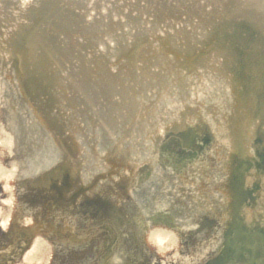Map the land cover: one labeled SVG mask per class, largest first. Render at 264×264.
<instances>
[{
  "label": "flooded vegetation",
  "instance_id": "1",
  "mask_svg": "<svg viewBox=\"0 0 264 264\" xmlns=\"http://www.w3.org/2000/svg\"><path fill=\"white\" fill-rule=\"evenodd\" d=\"M200 127L188 130L196 140L170 132L163 142L180 153L160 149L157 169L139 162L136 182L99 179L98 189V174L72 179L64 162L24 177L9 227L0 228V264H264V145L254 159L236 157ZM6 195L0 187V200ZM156 228L175 234L174 247L149 244ZM39 238L45 259L26 261Z\"/></svg>",
  "mask_w": 264,
  "mask_h": 264
},
{
  "label": "rangeland",
  "instance_id": "2",
  "mask_svg": "<svg viewBox=\"0 0 264 264\" xmlns=\"http://www.w3.org/2000/svg\"><path fill=\"white\" fill-rule=\"evenodd\" d=\"M98 2L99 9L102 11L108 10L109 7H116L120 13L116 11L115 14L112 16H107V20L115 19L117 22V18L120 17L118 24H113V28L109 26V28L106 31L99 32L101 34V37L93 36L92 33H87L88 31H85V33H78L75 35L73 31L76 29L74 26H69L70 22H67V20H63V18H58V16L53 17L46 14L41 13L40 10H38V16L34 14V6L29 11V15H23L26 13L20 5H15L14 2L11 0H7L5 2L0 1V47L2 50V53L5 57L3 62L0 64V78L1 80L4 79V76H7L9 74L10 81H7V84L10 83V85L7 86L8 92L12 91V86H15L18 89H22L24 92V95L26 99L23 97L21 98L20 95L18 96V105H21V108L18 110V117L22 116L25 119L27 118L28 121H32V119H36L39 121L42 116L46 117L45 123L47 120H53L55 123L59 125L60 128L64 127L65 134L67 136V141L72 145H77V141L80 143L79 148L76 151V154L80 156V159L82 161L83 169H87L88 171L90 169H94L93 171L102 170L105 173V177L107 178L106 181H109L111 176H115V174H111L109 172L113 171L116 172V175L119 176L123 171L126 170V162L125 158H123V154L125 152H128L129 159L132 161H139L143 158H146L147 156L153 155L151 152V148H148L151 144V140L149 135L154 131V127L151 123L145 121L143 123H137L136 127H130L134 125L135 118L138 116L137 111L138 109L132 111L131 120H128V115L126 114L128 108L126 111H124L117 115V117H114V120L111 121V117L107 115L109 111L116 112L121 108H119V105H116L112 107V105H106L107 108H103L98 110V114H94L97 110L92 106L93 102L88 103L87 99L82 98L81 96L73 97L70 94L72 91H68L70 89H67L66 91L62 90V84L66 85L68 83V79L64 84L63 76L68 74L70 71L64 69V71H61L60 69V61H64V65L66 66L67 63L69 65H74L73 63L69 62L70 60L75 61V69L78 66L77 63V51H86L89 52L90 49H104L106 47V44H104V40L106 39L108 43L112 42L113 35H126L128 40H132L133 36L135 35L133 33L134 30H129V32H126L124 29H130L133 27L134 23L143 24L145 26L151 27L153 31L158 28L157 31L166 33L165 28L173 29L175 28V25L180 23V18L174 13H169L167 15H160L158 12H152L149 13L148 11H142L141 8L135 7L133 2H136V0H94ZM175 1V0H174ZM172 0V2L174 3ZM209 1V5L206 6V11L208 10H215L213 9V4ZM58 1L57 3H59ZM123 2V5H125L124 9H119L117 6V3ZM141 3H144L145 5H149L151 3L150 1L147 2V0H140ZM247 2V1H246ZM57 3L54 5V8H56ZM205 3V0H199L198 3L200 7H196V12L190 14H193V21H197L198 17H205L207 20L208 17L205 16V10L204 6L201 4ZM245 3V2H244ZM250 3V2H248ZM247 4V3H246ZM251 4V3H250ZM72 5L77 6L75 3ZM23 8V9H22ZM45 10V8H42ZM41 9V10H42ZM52 10V8H49ZM217 10V9H216ZM46 11V10H45ZM49 11V10H48ZM130 13L138 12L142 16L138 19L134 16H129ZM130 19L126 17V15ZM149 13V14H148ZM185 13V11H184ZM157 15H159V20ZM172 14V15H171ZM188 14V13H186ZM131 15V14H130ZM93 15H88L89 18H92ZM87 17V19H88ZM152 18V19H151ZM47 19H51L50 21ZM126 19V20H124ZM104 20V18H102ZM123 20L122 23H120ZM210 20V18H208ZM28 21V22H26ZM101 22V20H98ZM26 22V23H25ZM129 23V25L127 24ZM208 22V21H207ZM25 23V24H24ZM120 23V24H119ZM148 23V24H147ZM159 23V27L153 26V24ZM66 24V25H64ZM102 25V24H101ZM100 25V26H101ZM112 26V25H111ZM36 32V34L39 32H47L45 30L49 29L50 32L59 33L60 36L66 35L68 40H72L70 43L72 44L71 47L68 48L65 47L67 44L63 45L61 49L59 50L61 46V42L54 41L49 42L46 45L45 43H41L39 40L31 39V31ZM82 32L85 29V27H81ZM92 29L98 28L96 25H92L89 29V32H91ZM43 29V30H42ZM134 29V28H132ZM139 32V31H138ZM148 32V31H147ZM142 33V34H136L139 36H146L149 37L150 40H153L148 45L154 46L156 48L162 47L159 39L154 38V32L153 33ZM73 34V35H72ZM96 34V33H95ZM9 35L15 36L16 39L13 38L11 46L14 47V50L21 49L23 50V57H21L20 60H15L12 58V51L11 46H7V43L2 39L3 36ZM107 37V38H106ZM38 38V37H36ZM154 38V39H153ZM201 38V37H200ZM205 38V37H204ZM74 39V40H73ZM78 39V40H77ZM95 39V43L93 45V40ZM199 42H202L203 39H199ZM14 42V43H13ZM198 43V42H197ZM5 44V45H4ZM17 44V45H16ZM76 46V47H75ZM198 46L202 47L205 46V44H198ZM20 47V48H19ZM207 50L210 49L209 46ZM205 47V48H206ZM77 48V51H76ZM163 48L164 45H163ZM181 49L183 52L186 51L185 47L181 46ZM198 49V47H197ZM216 48H212L210 51L205 50V54L209 56H213L210 59L207 60V62H200L198 59L193 61L191 64L187 65L188 62H190L192 59L190 58V54L186 56H181L179 59L182 61L181 63L173 61V68L176 69L174 73H181L179 76L180 80L175 83L170 90L161 89V97L163 99H166V101L163 102L165 106L161 110H158L157 112L160 116L161 113L165 114V116H168L171 113V116H169L170 119H174L176 122L180 121L183 126H186L188 122H193L198 115H201V113H204L205 119L211 121L213 125H216L218 122H223L224 113L222 112L227 110L225 108L224 103L227 101L228 97L230 96V99L232 98L233 94L226 96L224 90L228 87H234V78H243L239 76H234L232 78V74L229 71L223 72L219 66L223 64V55H210V52L216 53ZM57 50V51H55ZM215 50V51H214ZM91 53V52H90ZM145 50H143V55L145 54ZM209 53V54H208ZM61 54H63L61 56ZM150 54V55H149ZM148 56L151 58L152 52H149ZM170 55L174 56L172 53ZM7 56L10 57L7 59ZM59 56V58H58ZM196 58V54H194ZM208 56V57H209ZM73 57V58H72ZM175 58V56H174ZM186 60V62H185ZM229 61V58L227 59ZM68 61V62H66ZM171 62V59H170ZM140 63V61L138 62ZM99 62H94L91 65H88V67H91L89 69L92 70L93 73L86 75V78L83 77L82 81H79L80 85H83L84 81L85 85L88 88H92L93 91L91 92L93 94V99L96 101L104 102V99H108L114 103V100L122 99L123 96L128 99V92L122 93V86L125 90H130L131 95H134L139 88V79L136 77H133L132 81L129 79H122L121 85L113 82L112 80H109L104 77V75L101 74L106 65L104 63H101L98 65ZM259 67L251 68L249 69L248 73L246 74L247 78H244L245 82V88H243V85L239 82L238 88H235L236 95H238V101L237 104H235L234 109V116L233 121H241L249 117L250 113L258 108L260 99L264 98V61L258 62ZM257 64V65H258ZM64 66V68H65ZM74 67V66H73ZM142 67V66H141ZM153 69H156V65L151 66ZM87 68V65L86 67ZM134 68V66H133ZM88 70V69H87ZM141 71L140 68L137 67V70L135 72ZM185 73H184V72ZM185 74V75H182ZM183 76V77H182ZM20 77V79L18 78ZM220 78L221 82H215L213 81L214 78ZM70 79V78H69ZM19 80V81H18ZM71 80V79H70ZM223 80H225L223 82ZM12 82V83H11ZM77 82V81H76ZM75 82V83H76ZM119 82V81H118ZM227 84L225 85V83ZM79 83L75 84V88ZM218 83V84H217ZM236 83V82H235ZM6 84V85H7ZM13 84V85H12ZM20 85V87H19ZM14 88V87H13ZM116 88H118L116 90ZM231 88V89H232ZM248 88H253L255 90V95L251 94H244V92ZM116 90V91H112ZM178 91V92H176ZM62 92L61 96L60 93ZM65 92V93H64ZM145 94V91H143ZM176 92V93H175ZM65 95H64V94ZM112 94V95H111ZM261 94L262 96H260ZM259 95V96H258ZM226 96V97H225ZM45 97L48 98V101L51 102L52 108L49 107L48 101H44ZM253 98V99H252ZM5 99L9 100L12 104H15V101L10 97V95H6ZM92 100V99H91ZM113 100V101H112ZM168 100V101H167ZM21 103H25L24 105ZM90 104V105H89ZM177 104V107L175 106ZM190 106H189V105ZM188 105L189 109L186 107ZM31 106L36 109V113L30 112ZM45 106V109L43 107ZM11 107V105H10ZM10 107H6L7 109L3 111L2 115L0 117L2 118L1 123L4 126L5 124L7 126L12 125L11 124V113L12 109ZM153 107V106H152ZM54 108L56 110H54ZM150 108V107H149ZM148 108V109H149ZM49 109V114L45 116V112ZM233 111V110H232ZM231 111V112H232ZM73 112V114H72ZM104 112H107L106 114ZM126 112V113H125ZM100 113V114H99ZM27 114L32 115V118H29ZM69 116V122L71 124H67L66 116ZM260 114V113H259ZM102 115V116H101ZM106 115V117H104ZM137 115V116H136ZM41 116V117H40ZM71 117L72 122H71ZM259 117V116H258ZM257 117V118H258ZM106 118V120H104ZM165 118H161L162 120H165ZM257 118L254 116L252 125L260 124L258 128L259 130L252 129L253 134L251 135L253 142V147L257 144L264 143V134H262V130L264 129V114L261 113V121L257 120ZM43 119V118H42ZM151 120V118H150ZM5 125V126H6ZM47 125V124H46ZM49 126V125H47ZM75 126V127H74ZM108 126V127H107ZM158 126V125H157ZM105 127H107L109 130H106ZM256 127V126H255ZM54 128H57L56 126ZM156 128V127H155ZM44 127H40L37 131H35L37 134H43ZM127 129V131H125ZM160 129V128H159ZM133 130V131H132ZM2 134L4 130L1 128ZM9 131V130H7ZM72 131L75 132V134H72ZM72 134V135H70ZM222 135V133L220 132ZM109 136L112 139L113 146L120 147L117 149L116 152H110V149L105 147L103 143H105L104 138L108 139ZM5 136L1 135L0 137V157L2 159V164L8 166L11 168L13 165H15L17 162H20V157L17 159V162H15V157H13V150H9L7 152L2 151L5 144H3L2 140ZM109 137V138H110ZM53 138V136H52ZM262 138L263 141L258 142V139ZM248 139V138H247ZM39 142L42 140L41 137H33L28 139L29 143L32 142ZM77 140V141H76ZM109 140V139H108ZM108 142V141H107ZM149 145V146H148ZM3 146V147H2ZM260 146V145H259ZM2 147V148H1ZM119 150V153H118ZM109 153V155L113 156L114 153H118L114 160H110L109 158H104L102 155H105L106 153ZM11 156L13 158L8 157ZM25 158V157H24ZM92 158V159H91ZM92 160L94 164H90L89 160ZM93 159H96L94 161ZM14 160V161H13ZM152 160V159H151ZM150 160V161H151ZM113 161H116L117 163L114 164ZM97 162V163H95ZM113 163V164H112ZM150 164L153 166V169L156 168V164L150 162ZM17 166V165H16ZM95 167V168H93ZM82 169V178H85L90 173H83ZM157 169V168H156ZM90 172V171H89ZM3 186V181H0V187Z\"/></svg>",
  "mask_w": 264,
  "mask_h": 264
},
{
  "label": "bare ground",
  "instance_id": "3",
  "mask_svg": "<svg viewBox=\"0 0 264 264\" xmlns=\"http://www.w3.org/2000/svg\"><path fill=\"white\" fill-rule=\"evenodd\" d=\"M11 1L14 2L15 5L22 6V4H23V0H11ZM58 1H60V2L57 3ZM85 1H87V0H85ZM189 1L191 2V0H189ZM246 1L247 2H251V3H254L253 6H255V8L257 10L259 9L260 4H261V3L258 2V1H261V0H213L212 2H216L217 4L220 2L221 6H222L223 11H219V13L217 15H215V16H219L220 19H215V20H213L211 22H205V31H202V28L201 27H203V26L199 25L198 23H192L191 24V27L186 32L187 33H190V34H193V35L198 34V33H201L202 35H204V33H205L206 35H208L207 37H210L211 34L215 30H217V33L214 32L215 34H217V36L214 37V35H212L213 36L212 42L218 44V46L220 47V50H221L222 54H224L227 59L230 56H235V57L236 56H239V53L242 51V49H237V46L239 45L237 39H235V40H233V42H231L230 41V38H228V37H229V35L232 32H235V34H237V35L231 36V38L232 37H237V38L238 37H241L239 32L234 31L236 29V25L233 22V17L232 16H235L239 12L240 13L241 12H245L246 6L244 7V6L241 5V7L243 8L242 9L243 11H241L240 9L237 10V7H239V5H238L239 2H243V3L245 2L246 3ZM186 2H188V0H185V3ZM54 3L55 4L57 3V5H58L57 7L60 6V10H61V13L62 14H65L64 11H66L68 13L71 12L72 14H75L74 16H76V20H75L76 23L77 22H81L80 20H82V21L85 20V17L84 16H85V14L88 13V12L83 13L81 11V9H79L77 6L72 5L73 3L80 4V1H78V0H30V2L28 3V5L26 7H23L22 6L24 8V9L23 8L22 9L25 12H28L31 8H33L34 6H36V7L33 8L34 9L33 10L34 11V14L36 16L39 15L38 14V10H40L41 13L43 12V14L46 15L47 13H49L48 10H50L49 9L50 7L52 8V10H55L57 8V7L54 8V5H55ZM92 4H93V0H88V5L92 6ZM134 5H135V7L141 8L142 11H145V10H153V9H149L148 6L145 5L144 3H141L140 0H136V3L134 2ZM173 5L176 6L175 4H173ZM117 6H118L119 9H124V7H125V5H123V2L117 3ZM42 8H45L46 11L44 9H42ZM35 9H38V10L35 11ZM104 12H106V11H104ZM104 12H102V13H104ZM148 12L149 13H152V11H148ZM161 12H162V10H161ZM23 15H25V13ZM101 15L102 16H105L103 14H101ZM230 16H231V19H227ZM156 19L159 20V18H156ZM226 20H229V21H226ZM252 21L254 22V20H252ZM26 22H28V21H26ZM253 22H251V24H253ZM223 23L225 24V28L222 29V31L225 32V34L222 35L221 33H219L220 32L219 30L221 29L220 26L223 25ZM233 25H234V27H233ZM83 26H85V23H83ZM109 26L110 25L106 22L105 23V30H107L109 28ZM133 26H136V25L134 24ZM81 27H82V24H78V27L75 26L74 28L75 29L77 28V29L75 31H73V33L76 32L75 35L78 34V33H82V29L83 28H81ZM156 30H158V28H156ZM229 30H231V31H229ZM45 31H47V32H40V33L38 32L37 34H36V32H34V30L31 31V33H32L31 39L34 38V40H39L42 44L45 43L44 45H46L49 42L51 43V42H54V41H59V42H61V46H60L59 50L65 44H67L65 47H67V46H68V48L71 47L72 44L70 42L72 40L71 41L68 40L69 38H67L66 35L60 36L59 35L60 32L57 34L54 31L53 32H50L49 29H47ZM147 31H148V28H145V32H147ZM232 34H234V33H232ZM241 34H242V37L245 35L242 32H241ZM36 37H38V38H36ZM13 38L16 39L15 36H11L10 37L9 35L8 36L5 35V36H3L2 39L7 43V46L10 47L11 45H13V44H11ZM148 39H149V37H148ZM244 40H246V39H244ZM188 46H189V44H188ZM131 47L134 48V49H136V48H142V47H144V43L132 44ZM11 51L13 52L12 53V58L15 59L16 61L17 60H20L21 57H23V54H24L23 53V50H21V49L14 50V47L11 46ZM76 51H77V48H76ZM236 53H238V55H235ZM243 54H245L244 55L245 60H244V57L241 56L242 57V60L238 64L232 63L231 61L230 62H227L224 59V61H223L224 64L221 66V70L223 72L229 71V72H231L233 74L235 72L234 71V69H235L237 71L243 72V75H245V74H247L249 72L248 71L249 69L256 68L257 66L259 67L258 62L257 63H253V62H250L247 59V56L248 55H252L253 56L252 53L243 52ZM77 55L78 56L80 55V56H82L84 58L83 53L80 52L79 50L77 51ZM8 58H10V57L7 56V59ZM58 58H59V56H58ZM78 58H80V57H78ZM4 59H5V57H4V55L2 53V50H1V47H0V62L2 63ZM66 62H68V61H66ZM69 62L70 63H73L75 65V63H74L75 61L69 59ZM261 62H263V59L261 60ZM63 63H64V61H60V64H61L60 65V69H61V71H64V66H65L64 64L65 63L64 64ZM248 63H251L253 65L250 68H247L245 66H246V64L247 65H250ZM121 64H123V63H121ZM139 64L140 65L137 66V65H135V61L133 63V65H135L138 68H140V70H141V71H139V73H140V72H143V70H144L143 68H146V67H139V66H142V63H139ZM83 65H85V64H83V62L80 61V67L78 68V72L76 71V73H74L75 75H72L71 72H69L66 75H63V82H64V84H66L65 82L67 81V79H68V83L66 85H63L62 84V88L64 87L66 89V87H67V89H70L69 91H71L73 89V90H75L74 92H75V94L77 96H81L82 98L87 99L88 103H89V101L90 102H93L92 103L93 104L92 106L95 108V110H97L94 114H98L97 113L98 110H100L102 108H103V111H104V109L107 108L106 105H112V107H113V104L114 103L112 102V104H111V101L108 100V99H104L103 100V101H105V103L108 102V104H104V102L96 101L95 99H93L94 97H93V94L91 93L93 91V89L91 87L88 88L85 85V83H84V81H86L85 79L83 81V85L82 86L80 85V83L78 82V80L82 81L83 80V77L86 78V75L85 74L88 73V70ZM145 65H147V64H145ZM126 67L127 66H125L123 68V70H125ZM162 67H163L164 70H161L160 72L159 71L149 70L150 68L148 69V71H149V73H147L148 80H146V81H149V85H148L149 86V89L147 90V92L149 93L148 95L146 93V96H143L142 97V96H140V92H136L137 93V94L135 93L136 95H133V96L129 97L128 99H126L123 96L122 99H118V100H120L119 102L116 101V104L119 105V106L121 105V107H122V109H120L118 112H116V115H115V112H113L112 110L109 111L108 113L107 112H104L105 114L107 113V115H109L110 117L112 116L110 118L111 121L114 120V117H117V115H120L123 112V109H124V111H126L127 108H129V109L126 111L127 113L126 112L125 113L128 116H130V117L132 115V111L133 110L136 111V109H138V111H137L138 116L136 115L137 117L135 118V121L143 122L144 119L147 118L149 114L152 115L154 118H156L157 106H158V103L160 102L159 99L161 97L160 91H158L157 89H160V88H164L165 90L172 89V84L170 82H171V80L174 79L173 72L176 70V69L173 68V65L171 63L167 64L166 62H163V63H161V68ZM110 70L111 69L106 70V73L109 74V75H111L110 72L112 71V70L111 71ZM91 73H93L92 70L89 71L88 74H91ZM166 73H167V77H164V75ZM79 76H81V77H79ZM112 76L113 75H111L108 78L111 79V80L112 79L114 80L116 75L114 74V76L113 77ZM9 77L10 76L8 74L7 76H4V79L3 80H1V78H0V115H2L3 111L6 110L8 107H10V105H11L10 109H12V113H11V116H10V118H11L10 121H11V124L12 125L7 126L5 124L6 126L5 125L3 126L2 123H1V121H2L1 119L2 118L0 117V137H1V135L2 136L3 135L5 136L3 138V140H2L3 144H5L4 147L2 146L3 147V150L2 151L7 152V151H9V150L12 149L13 150L12 152H13V155H14L13 157L16 156V158L14 159L15 162H17V159L19 158V156H23L24 157L23 153H21V154L19 153L20 150L24 149L25 151L28 152V154L30 153L28 156H29V160H30V162H31L32 165H29V168H25V167L18 166L19 163L17 162L15 165H17L19 171H18L16 177H18L19 175L24 174L23 172L30 173V172H35V171L41 170V169L44 170V168H43L44 165H46L45 168H49V170H51L52 169V166L54 165L53 161L55 159H57L58 157H60V156L62 157L61 150L59 152V151H57L54 148V146L57 147V145L55 143H58V141H56L54 139V136L52 134L53 132L46 125L45 121H43L42 118H40L39 121H37L35 118L32 119V121H30V120L28 121L27 118L25 119V116L26 115L24 117L22 116V118H21V116L20 117L17 116L18 115V110H19V108H21V105H18L17 106V104L19 102L18 101V96L20 95V97L21 98L23 97L24 99H26V97L24 95V92H21L23 90L22 89H18L15 86H12V91L8 92V89L9 88H7V86L10 85V83L7 84V81H10V78H11V77L10 78ZM18 78L20 79V77H18ZM219 80H220V78L216 77V78H214L213 81L218 82ZM238 81L240 82V80H238ZM75 82L76 83H79L76 88H75V84H76ZM219 82H221V80ZM240 83L243 85L242 82H240ZM19 87H20V85H19ZM116 89H118V88H116ZM225 90H227L226 91L227 95H230V89L227 88ZM253 91H255L253 88H248L245 91V94L246 93L250 94ZM231 94H232V91H231ZM6 95H10V97H12V99L15 101V104H13V102L11 104V102L9 100L5 99V96ZM259 95L262 96L261 94H259ZM237 101H238V95H236L235 97L232 96V98L230 100H228V103H229L228 109H231V108L235 107L234 105L237 104ZM21 104L24 105L25 103H21ZM144 105L147 106L148 108L149 107L150 108L147 109ZM33 108L34 107L31 106V109H30L29 113L30 112H33V114H34V112L36 111V109L33 110ZM142 109L144 110V113H142ZM259 113L264 114V98L262 99V101H259L257 115H259ZM255 114H256V111H255ZM27 115H29L28 116L29 118H32L33 117L30 114H27ZM104 117H106V115H104ZM247 119H248V121H247V123L245 125V128L247 127V133L250 134V135H252L253 134L252 129L255 127L254 125H252V123H254L253 122V118L249 115V117ZM104 120H106V118H104ZM155 121H158V120L156 119ZM41 126L44 127L45 131L42 129L43 130V134H39L38 136L39 137L42 136V139L44 140L43 143H46V146L44 145V146H42V148H38V149H35L32 146L30 148L28 146L29 144H26L25 141L23 140V138L28 140V139L32 138L31 135H35V134H36V138H37V133L35 131H37ZM107 127H105V129L106 130H109ZM132 127H134V126H132ZM1 128H3L4 130H6V131H3V134H2ZM228 129H229L228 131L233 132V134L235 132L237 133L238 131H241L239 127L236 128L235 126L232 127V128L228 126ZM7 130H9V131H7ZM262 133H264V130H262ZM73 134H75V132H73ZM52 136H53V138H52ZM217 138L218 137H216V139ZM38 143H40L39 140H37V144ZM105 143H103V144H105ZM31 144L36 145V141L35 142H32ZM232 147H234V146H232ZM58 149H59V147H58ZM32 151H34V152H32ZM15 154H18V155H15ZM102 156L104 158H108V154L107 153L105 154V156L104 155H102ZM8 157L10 159L13 158V157H11L9 155H8ZM65 158L66 159H69L70 156L68 154H66L65 155ZM72 159H73V157H71L69 160L72 161ZM91 159L89 160L90 164H94ZM93 160L96 161V159H93ZM2 162L3 161H2V159L0 157V164H2ZM95 163H97V162H95ZM136 172H137V170H135V173ZM12 183L15 186V180L12 181ZM11 195H14V192L13 193H8V195L5 196L4 199L5 198H8ZM11 210H12V208H9L7 206H3V214L4 215H8L9 213H12ZM156 229H159V228H156ZM166 230L170 231L169 229H166ZM170 232L172 233V231H170ZM40 239L41 238H39V240ZM174 241H175V237H174ZM40 247H41V245H39L38 243H36V245L26 253V255H25L26 259H28V260L41 259L42 258V254L45 255L46 251L44 249L39 250V249H41Z\"/></svg>",
  "mask_w": 264,
  "mask_h": 264
},
{
  "label": "water",
  "instance_id": "4",
  "mask_svg": "<svg viewBox=\"0 0 264 264\" xmlns=\"http://www.w3.org/2000/svg\"><path fill=\"white\" fill-rule=\"evenodd\" d=\"M78 1H80L81 3L80 4H76L80 9H81V11L83 12V13H85V12H90L91 11V9H92V6H90V5H88V0L87 1H85V0H78ZM148 1H150L151 3H149V5H147L148 6V8L149 9H153V10H145V11H152V12H158L160 15H167V14H169V13H176V7L175 6H173L170 2H171V0H147V2ZM261 2H262V0H261ZM136 3V2H135ZM133 4H134V2H133ZM58 5H56V7H57ZM135 6V5H134ZM260 6H262L261 8L262 9H256V8H253V9H249L248 7L247 8H245L246 10H254V11H256V12H258V14L260 15V10H262V11H264V0H263V4H261ZM67 8V7H66ZM95 10H96V12L97 13H100L99 11V8L98 7H93ZM161 10H162V12H161ZM164 10V11H163ZM245 10V11H246ZM254 11H253V13H254ZM120 12V11H119ZM64 13L65 14H62L61 13V10H60V6L59 7H57L55 10H49V13H47V15H48V18H49V16H53V17H56V16H58V18L60 19V18H63V20L65 21V20H67V22H70V23H72V24H69V26H74V25H76L77 27H78V24H82V27H88V28H90L92 25H97V24H99V27L101 28V30H102V28H104L105 29V27L103 26L105 23L104 22H99L98 21V18H94V19H92V20H88L87 19V14H85V20H80L81 22H75V20H76V16H74L75 14H72L71 12V14L70 13H68V12H66V11H64ZM77 13V12H76ZM79 14V13H78ZM132 15V13H130L129 12V15ZM171 14V15H172ZM157 15V14H156ZM78 17V16H77ZM47 20H49V19H47ZM51 20V19H50ZM49 20V21H50ZM83 23H85V26H83ZM90 24V25H89ZM102 24V25H101ZM64 25H66V24H64ZM101 25V26H100ZM235 25H236V31H238L239 33H240V36H241V38L240 37H238V38H236L237 39V41L238 42H240V41H245L243 38H242V34H241V32L243 33L244 31L245 32H251L252 31V29H251V26L249 25V24H247V23H242V21H237L236 23H235ZM98 26V25H97ZM234 26V25H233ZM85 31H87V30H83V32L82 33H84ZM250 34V33H249ZM246 35V36H245ZM243 37L246 39V41L245 42H247L250 38H249V35L248 34H245ZM256 37H258V38H256ZM255 42L257 43V44H259L260 45V47H257L258 49H256V48H253L252 50H248V49H243L240 53H239V56H236V57H234L235 59H238V60H242V57L241 56H243L244 57V55L245 54H243V52H248V53H252V54H254V53H256L255 55H254V57L256 56L257 58H264V36L263 37H261L260 38V36H256L255 35ZM233 39V38H232ZM166 39H164V41H165ZM261 48H263V49H261ZM247 50V51H246ZM55 51H57V50H55ZM82 53H83V51H82ZM238 54V53H237ZM261 54V56H259ZM62 55V54H61ZM244 60H245V57H244ZM60 67V66H59ZM64 69H67V70H69L71 73H72V75H74V73H75V67H69V66H65V68ZM63 76V75H62Z\"/></svg>",
  "mask_w": 264,
  "mask_h": 264
},
{
  "label": "clouds",
  "instance_id": "5",
  "mask_svg": "<svg viewBox=\"0 0 264 264\" xmlns=\"http://www.w3.org/2000/svg\"><path fill=\"white\" fill-rule=\"evenodd\" d=\"M30 0H23V7H26ZM19 169L16 165L9 168L6 165L0 164V181H3V188L6 193H13L15 186L12 181L15 180ZM15 196L11 195L8 198L0 200V228L7 231L11 222V213L3 214V206L12 208L15 206ZM26 224H31V219H27ZM147 239L150 245L155 247L157 251H168L174 247V234L166 229H153L147 234Z\"/></svg>",
  "mask_w": 264,
  "mask_h": 264
}]
</instances>
